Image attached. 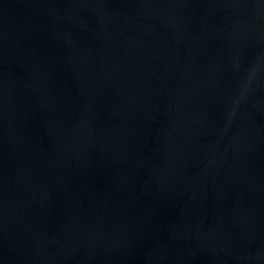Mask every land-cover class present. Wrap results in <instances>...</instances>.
Here are the masks:
<instances>
[{"label":"water","instance_id":"95a60500","mask_svg":"<svg viewBox=\"0 0 264 264\" xmlns=\"http://www.w3.org/2000/svg\"><path fill=\"white\" fill-rule=\"evenodd\" d=\"M0 264H264V0H0Z\"/></svg>","mask_w":264,"mask_h":264}]
</instances>
